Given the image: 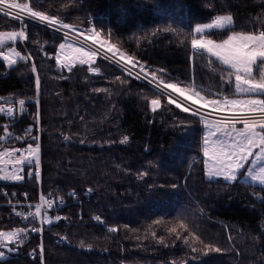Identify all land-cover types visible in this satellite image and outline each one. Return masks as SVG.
Masks as SVG:
<instances>
[{
	"label": "trees",
	"instance_id": "1",
	"mask_svg": "<svg viewBox=\"0 0 264 264\" xmlns=\"http://www.w3.org/2000/svg\"><path fill=\"white\" fill-rule=\"evenodd\" d=\"M11 1L75 29L91 20L108 51L205 99L233 96L232 78L195 47V27L229 16L228 30L202 36L220 42L234 30L264 33V0ZM16 27L0 17V40ZM25 30V48L16 42L21 59L11 67L0 59V98L38 99L14 129L34 126L39 115L42 174L40 183L0 189L32 201L85 190L90 203L46 219L41 240L11 243L0 264H264V187L204 177L198 117L98 57L96 74L59 69L64 39ZM15 41L3 42L0 54ZM14 108L1 102L0 120ZM36 224L0 210V234Z\"/></svg>",
	"mask_w": 264,
	"mask_h": 264
},
{
	"label": "rangeland",
	"instance_id": "2",
	"mask_svg": "<svg viewBox=\"0 0 264 264\" xmlns=\"http://www.w3.org/2000/svg\"><path fill=\"white\" fill-rule=\"evenodd\" d=\"M231 26V18L221 16L216 21L213 19L203 26L195 27L194 33L200 37L194 41V45L232 72L234 96L209 100L198 95L199 93H193L187 86L167 85L190 101L204 105L206 108L225 114L239 115L234 123L216 119L201 120L204 177L208 180H221L227 183H233L239 179L251 186L264 187V115L255 114L256 116L250 117L253 103L264 104L262 99L264 67L257 71V66L263 64L261 61L264 60V33L234 30L227 32V37L220 42L202 36L204 32L212 30L223 32ZM92 37L93 41L104 49L110 48L106 42L98 38L94 30ZM2 38L10 42L13 40V35L7 33L2 35ZM3 39L0 40V46L5 42ZM55 58L59 69L69 71L78 65L88 67L90 74L97 73V69L93 67L97 56L73 42L64 40ZM0 59L7 67H11L18 59H21V54L17 48L10 49L6 55L0 54ZM257 72L259 75L256 74ZM202 98L203 102H201ZM157 108L158 104L152 103V109ZM16 233L14 231V234L13 232L0 234V241L2 239L4 242L0 244V260H4L12 252L10 244L15 243Z\"/></svg>",
	"mask_w": 264,
	"mask_h": 264
},
{
	"label": "built area",
	"instance_id": "3",
	"mask_svg": "<svg viewBox=\"0 0 264 264\" xmlns=\"http://www.w3.org/2000/svg\"><path fill=\"white\" fill-rule=\"evenodd\" d=\"M0 17L17 24L15 28L18 35L16 42L23 48H25L27 37L25 25L29 24L90 51L120 72L165 97L171 104L198 117L200 120L216 119L234 123L239 118V115L217 114L195 104L168 85L154 79L128 61L104 49L93 41V37L91 38L93 34L91 20H88L86 30H77L61 25L26 7L18 6L10 0H0ZM261 33L260 31L259 34ZM14 48V45L5 46L2 50V55H5L10 49ZM1 102L14 104L15 108L13 111L10 110L3 113L2 117L5 120H0V183L13 184L29 182L32 179H36L40 183L42 162L41 128L38 111L34 126L25 127L21 130L14 129L20 122V119L29 113L27 104L33 102L38 107V99L33 101L17 99L14 101L0 98ZM261 115H264V113ZM253 116L256 115H250V117ZM0 197L5 199V202H0V210L3 207L9 208L14 216L19 217L23 221H34L37 223L35 226L20 227L14 230L17 232L14 236L15 242L19 243L27 242L35 234H38L41 240L46 219L49 218L50 221L54 222L60 218L61 212L69 206L81 208L90 203V196L85 190L79 192L68 191L59 196H45L39 193L38 199L32 201L29 199L27 193H9L7 189L3 188L0 189ZM38 249L42 251V245H39ZM31 254L33 256L34 252Z\"/></svg>",
	"mask_w": 264,
	"mask_h": 264
},
{
	"label": "crops",
	"instance_id": "4",
	"mask_svg": "<svg viewBox=\"0 0 264 264\" xmlns=\"http://www.w3.org/2000/svg\"><path fill=\"white\" fill-rule=\"evenodd\" d=\"M10 34H12L13 35V39H15V37H16V34H14V33H11L10 32ZM5 40V39H4ZM13 41V40H12ZM11 42V41H10ZM10 42H6V40H5V43L4 44H7V43H10ZM198 49V48H197ZM198 50H200V51H202L201 49H198ZM202 52H204V51H202ZM205 53V52H204ZM207 54V53H206ZM208 55V54H207ZM209 56V55H208ZM211 58V57H210ZM214 60V59H213ZM215 61V60H214ZM215 62H217V61H215ZM261 62H264V60L263 61H261ZM218 63V62H217ZM219 65H221L220 63H218ZM222 66V65H221ZM223 67V66H222ZM227 70V69H226ZM230 72V71H229ZM230 74V77L231 78H233L232 77V72H230L229 73ZM257 74V73H256ZM258 75V74H257ZM232 85H233V83H231ZM191 92V91H190ZM193 93H195V92H193ZM232 93H233V87H232ZM198 94V93H197ZM199 95V94H198ZM235 95V93H233V96ZM223 98H227V97H221L220 99H223ZM206 99H208V98H206ZM262 99H264V94L262 95ZM209 100H218V99H212V98H209ZM262 101V100H261ZM201 102H203V98H202V101ZM195 103V102H194ZM195 104H198V103H195ZM198 105H200V104H198ZM200 106H202V105H200ZM202 107H204V105L202 106ZM204 108H206V107H204ZM206 109H208V110H210V111H212V112H214V113H217V114H225V113H221V112H218V111H214V110H211V109H209V108H206ZM250 115H254V114H263L264 113V104L263 103H259V104H255V103H253V105H252V107H251V109H250ZM228 115H238V114H228Z\"/></svg>",
	"mask_w": 264,
	"mask_h": 264
}]
</instances>
